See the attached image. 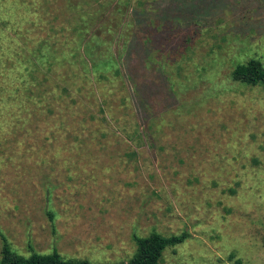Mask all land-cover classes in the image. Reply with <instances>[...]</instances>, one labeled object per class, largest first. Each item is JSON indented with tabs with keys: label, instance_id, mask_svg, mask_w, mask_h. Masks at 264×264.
<instances>
[{
	"label": "rangeland",
	"instance_id": "obj_1",
	"mask_svg": "<svg viewBox=\"0 0 264 264\" xmlns=\"http://www.w3.org/2000/svg\"><path fill=\"white\" fill-rule=\"evenodd\" d=\"M251 59L264 0H0L11 251L130 264L160 238L159 264H264V86L232 77Z\"/></svg>",
	"mask_w": 264,
	"mask_h": 264
},
{
	"label": "trees",
	"instance_id": "obj_2",
	"mask_svg": "<svg viewBox=\"0 0 264 264\" xmlns=\"http://www.w3.org/2000/svg\"><path fill=\"white\" fill-rule=\"evenodd\" d=\"M232 77L234 80L248 85L264 86V67L260 61L251 59L245 64L237 65L232 71ZM0 236L3 242L0 251V264H63L55 252L48 255L33 253L28 258L18 256L11 251L5 237L1 234ZM176 242H178L176 239L164 240L160 238L143 240L139 243L140 250L137 259L130 264H159L163 250Z\"/></svg>",
	"mask_w": 264,
	"mask_h": 264
}]
</instances>
